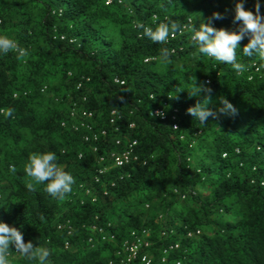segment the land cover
Segmentation results:
<instances>
[{
  "label": "trees",
  "instance_id": "trees-1",
  "mask_svg": "<svg viewBox=\"0 0 264 264\" xmlns=\"http://www.w3.org/2000/svg\"><path fill=\"white\" fill-rule=\"evenodd\" d=\"M236 2L0 0V36L26 52L0 54V220L48 248V264H116L118 247L145 231L150 264H264L261 62L241 53L245 39L237 72L198 54L188 30L214 12L224 16L214 27L235 30ZM169 20L182 31L166 43L137 27ZM194 82L204 89L195 96ZM221 97L235 117L202 125L188 114ZM133 142L136 160L115 167L112 154ZM47 151L75 179L63 200L26 187L28 157ZM8 261L39 264L11 246Z\"/></svg>",
  "mask_w": 264,
  "mask_h": 264
},
{
  "label": "clouds",
  "instance_id": "clouds-1",
  "mask_svg": "<svg viewBox=\"0 0 264 264\" xmlns=\"http://www.w3.org/2000/svg\"><path fill=\"white\" fill-rule=\"evenodd\" d=\"M246 0H237L234 7V16L232 23L236 25L235 30L217 29L214 27V22L224 19V16L219 12H214L210 18L199 27L191 26L188 30L192 33L191 40L198 50V54L205 57L214 58L216 61L225 65H231L237 72H244L246 66L237 62V51L240 50L241 42L247 39L248 43L243 47L242 54L247 57H256L261 62L257 66H253L255 74H264V15L261 14V0H256L255 12L245 9ZM167 19V18H166ZM138 28L143 29V36L148 40L156 43H166L171 36H174L178 31H182L181 26L175 21L169 20L168 23H160L155 29L146 27L143 24H138ZM10 51L19 53L17 58L26 55L24 49L19 48L15 40L6 36H0V54H8ZM170 50L167 48L161 51V61L164 64L169 62ZM257 69V71H256ZM204 89L192 84L191 95L195 96ZM210 91V89H207ZM209 100L202 103H197L194 107L189 108L190 114L199 124L205 125L209 118L219 119L220 117L233 118L238 112L232 103L227 99L220 98V106L216 110H211L207 107ZM7 116L12 115V110H7ZM158 116H163L164 113H157ZM9 170L12 173L16 172L15 165H9ZM24 172L30 182L26 187L30 191L35 190L36 185L45 184V191L51 196L59 200H63L67 194L72 192V185L75 183L73 175L64 170L63 166L58 164L57 155L54 152H36L32 153L27 163L24 165ZM143 233V232H142ZM134 240L125 241L124 243L137 242V235H134ZM136 240V241H135ZM113 241V240H111ZM118 247L117 262L127 258L126 253L122 251V245ZM139 244V243H138ZM10 246L15 249L16 253L28 260H37L39 264H48L50 250L46 247H34L32 241L27 243L24 240V234L16 227L9 226L7 223L0 220V264H9L8 256ZM146 257L142 252L137 250V253L132 260V264H136V260ZM147 261L150 264V260Z\"/></svg>",
  "mask_w": 264,
  "mask_h": 264
},
{
  "label": "built area",
  "instance_id": "built-area-1",
  "mask_svg": "<svg viewBox=\"0 0 264 264\" xmlns=\"http://www.w3.org/2000/svg\"><path fill=\"white\" fill-rule=\"evenodd\" d=\"M175 36V35H174ZM174 36H171L170 35V38H174ZM147 62V61H145ZM257 71V69H256ZM258 72V71H257ZM157 113H164L162 110H154L151 115L152 116H155V117H159L161 119H165V115H163L162 117L161 116H158L156 115ZM89 116H91V114H89ZM117 115H115V113H111V117H116ZM103 134L105 135V132H103ZM135 144V142H133L125 151H123L121 154H119L118 156L115 155V154H112L113 156V162H114V166L115 167H119V166H122L124 164H127L130 162V160H136L135 157L132 156V153H131V147ZM116 145L119 146L121 145V141L120 140H117L116 141ZM122 251L127 255V258L125 260H122L119 264H132V260L134 259L136 253H137V250H138V243L137 242H133V243H124L122 245ZM142 261L143 262H147L146 264H149V262L147 261V258L146 257H143L142 258Z\"/></svg>",
  "mask_w": 264,
  "mask_h": 264
},
{
  "label": "rangeland",
  "instance_id": "rangeland-1",
  "mask_svg": "<svg viewBox=\"0 0 264 264\" xmlns=\"http://www.w3.org/2000/svg\"><path fill=\"white\" fill-rule=\"evenodd\" d=\"M109 33L111 35H113V31L112 30H110ZM114 37H116V36H114ZM116 38L118 40V37H116ZM253 73H254V71H253ZM91 129H92V127L90 128V130ZM139 236L140 237H137L138 239H136V240H138V243H139L138 244V251L142 252L146 257H148V259L150 261H152V258H153L152 252L148 249V247L150 246V241H149L150 233H149V231H145V232L141 233V235H139Z\"/></svg>",
  "mask_w": 264,
  "mask_h": 264
}]
</instances>
